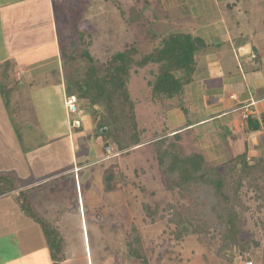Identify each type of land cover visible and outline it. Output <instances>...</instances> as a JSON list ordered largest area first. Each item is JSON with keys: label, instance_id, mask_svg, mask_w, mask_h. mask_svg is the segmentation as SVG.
<instances>
[{"label": "crops", "instance_id": "obj_1", "mask_svg": "<svg viewBox=\"0 0 264 264\" xmlns=\"http://www.w3.org/2000/svg\"><path fill=\"white\" fill-rule=\"evenodd\" d=\"M78 1L80 0H77L75 5V0H67L65 8L60 4V8H56L60 10L58 11L60 15L55 21L51 16L54 14L51 0H0V173L12 174L16 181L14 191L0 197V264H53L41 228L21 212L15 200L19 192L28 191L31 204L42 215L46 209L55 214V210L51 208L58 206L57 202L63 207V201H57L63 199V196L56 193L62 188L61 180L67 179L71 173L78 174L79 178L81 172L88 170L90 173L100 166L98 179H101L103 187L104 169L116 165L120 170L119 177L123 176L121 164L125 165L127 160H133L134 151L150 145V141L142 142L129 152L121 153L114 146L104 147L103 141L100 143L95 141L103 151L98 157L93 148L84 149L86 147L83 140L84 137L95 140L98 136L95 120L84 116L79 128L70 127L69 116L64 106V98L69 96L65 84L67 72L62 65L60 69L42 68L46 64L43 65L46 58L41 57L39 53L58 42L55 34L57 23L60 21L63 26L68 21L65 19L63 9H76ZM136 1V6L145 11L141 0ZM156 1L160 5L155 6L154 13L161 14L164 21L170 19L167 14L169 8L182 6L185 2V0ZM196 1L199 4V14L207 11L202 4L203 0ZM213 4L215 20L209 23L213 16V12H210V19L205 23L202 22L193 30L185 31L202 38L208 44L207 50L200 56V62L205 56L204 60L207 59V64L210 65V72L207 75L199 73L197 76L199 62L193 81L185 87L183 104L185 112L174 103H169L166 108L165 124L168 132L183 135V145L188 151H199L216 165L245 151L251 158L264 152V95L250 94V85L246 77L249 72L258 75L264 69V48L258 44V47L252 50L254 54L250 53V60L248 57L241 60L239 50L233 41L226 42L239 37L237 32L244 22L250 24V31H260L259 25L264 23V0H213ZM83 7L85 8L84 5ZM41 9L52 12L47 20L39 16L34 23L31 17L26 21L25 16L40 13ZM16 20L22 25L14 26L12 22ZM45 21H47L45 29H48L49 35L44 38L47 41L43 42L38 32L39 28L30 27L40 26L43 22L44 28ZM177 23L181 27L185 24L180 18L177 19ZM255 24H258V29L254 28L257 27ZM123 28L125 32L123 45L126 46V34L130 27L125 25ZM261 28L264 31V27ZM19 30L24 36L17 38L13 33ZM241 30L245 31L246 28L243 26ZM233 31L236 32V37L228 35ZM252 37L253 40L252 38L250 40L252 42L261 38L255 34H252ZM15 38L19 41L16 47L12 45L16 41ZM219 42L225 45L224 49L218 47ZM249 45L253 44L245 42L241 44L243 47ZM108 52L109 50L106 51V55ZM55 53L59 56L58 50ZM252 56H256L254 60H258L260 67L249 63L253 61ZM237 58L247 66L242 75L247 91L229 75L228 61L233 59L236 61ZM223 66L227 70L221 71ZM37 70L38 72L42 70L45 77L41 79ZM48 85L59 96L58 104L48 93L50 92ZM77 106L83 109L79 103ZM243 144L244 148L249 144V149L243 151ZM256 148L259 149L258 154L255 153ZM127 152L128 155H125ZM129 153L132 154L131 158ZM66 164L70 167L63 169V165ZM50 166L51 169L48 170ZM120 182L113 191L105 194L118 192L124 195L127 190L123 189L126 183ZM74 183L78 190L80 178L78 180L75 177ZM80 200L84 206L85 200ZM122 202L128 204L126 199ZM52 217L53 220L48 222L60 230L59 222L55 221L56 215ZM1 239L8 240L6 246H1Z\"/></svg>", "mask_w": 264, "mask_h": 264}, {"label": "rangeland", "instance_id": "obj_2", "mask_svg": "<svg viewBox=\"0 0 264 264\" xmlns=\"http://www.w3.org/2000/svg\"><path fill=\"white\" fill-rule=\"evenodd\" d=\"M51 1L54 6V14L47 9H41L40 13L34 14L35 16H25L26 21L31 17L34 23L39 16L43 20H47L51 14L56 21L58 15H60L58 14L60 10L56 8H60V4L65 8L68 2L67 0ZM105 2L104 0H80L77 4L78 8L63 9V14L66 15L65 19L68 21L63 26L60 21L57 23L55 34L58 42L44 48L43 52L39 53L42 55L41 57L46 58L43 65L46 64L44 67L42 66L45 70L60 69L61 65L63 66L64 71L67 72L65 79L67 91L71 88L73 79L83 77L90 65L98 68L100 74L103 75L106 62L118 51L136 47L142 54H146L154 46V42L151 40L154 34L193 30L202 22L205 23L207 19H210V12H213V16L209 23L216 19V12L214 15L215 8H212V5H214L213 0L202 1L203 6L207 9V11L205 10L206 13L204 11L205 14L198 13L199 4L196 0H185L184 5L169 8L167 14L170 19H165V21L163 16H160L161 14L156 15L154 13L155 6L160 5L156 0H141L142 8L145 11H141L136 6V0H105ZM55 3L59 4L56 5ZM76 3L77 0H75V5ZM159 12L161 13V11ZM179 18L185 22L182 27L177 23ZM46 22H44V28L42 27L43 22L40 26L30 27L31 29L39 28L38 32L43 42L47 41L44 38L49 35L48 29H45ZM12 23L16 27L22 25L17 20ZM262 24L259 25L260 31L254 32L250 31V24L244 22L242 27L244 26L246 30L243 31L240 27L239 32H237L239 37L226 41H233L237 46L236 49L239 50L241 60L245 57L250 60V53L254 54L252 50L257 48L258 44L264 48V31L261 28L264 27V23ZM125 25L130 27L128 28L130 31L126 34V46L123 45V35L125 34L123 27ZM255 26L257 27L254 28L258 29V24H255ZM225 34L227 35V33ZM252 34L257 35V37L260 35L261 38L256 42H252L250 41L251 38L253 40ZM13 35H16L17 38L24 36L20 30L15 31ZM228 35L236 37L237 34L233 31ZM229 36L228 38H230ZM17 38H15L16 41L12 45L18 46L19 41ZM25 42L29 43L28 41ZM244 42L253 45L243 47L241 44ZM219 43L218 47L224 49L225 45ZM56 50L59 51V56L56 55ZM107 50L109 52L106 55ZM64 53L66 54L65 57H63ZM70 55L72 58H68ZM88 55L92 62H89L86 58ZM204 59L205 56L200 62L197 76L199 73L207 75L210 72V65L207 64V59L206 61ZM251 59L253 61L249 63L258 67V60H254L253 56ZM242 62L238 58L236 61L234 59L228 61L229 75L233 81L242 84L243 89L247 91L242 81V75L247 66ZM154 68L155 66H147L143 69H132L128 83L130 97L135 102L137 119L140 128L143 130L142 138L144 140H149L154 135H160L167 129L165 116L167 115V105L170 102L152 106L149 100L150 72ZM225 70L227 68L223 66L221 71ZM38 71L36 72L40 73L39 77L44 78L42 70ZM246 77L250 85V94L254 96L264 95V85L259 86L264 84V69L258 75L249 72ZM48 89L50 91L48 93L54 97L52 99L58 104L57 98L59 96L52 91L50 85H48ZM79 104L83 107L81 109L83 113L81 121L84 116L89 119L92 118V120L96 117L89 112L90 107L86 100H80ZM99 119L101 117L97 116L96 124ZM86 138H83L85 141L84 146L87 148L84 149L93 148L96 155L100 157L103 151L98 144L104 140L103 136L98 135L95 140ZM249 147V144L247 148H244V144L242 145L243 151L249 149ZM132 148L134 147L130 149ZM255 151L258 154L259 149L256 148ZM128 152L125 155H128ZM133 153L135 154L133 160H127L126 166L121 164V172L124 175L116 181L117 184L120 180V183H126L123 188L127 189L124 195L118 194V192L104 193L101 179H98V177L100 178V166H97L93 172L88 173V170H86L80 173L81 184L80 187L78 185V190H76L74 183L75 177L79 180L78 174L71 173L66 177L67 179L60 181L62 188L56 193L63 196V199L57 200L63 201V207L59 206L56 201L58 206L51 208L55 210V214L48 212L49 209L44 210L42 213L47 221L53 220L52 216L56 215L55 221H57L56 223L59 222L58 225L61 226L60 234L64 239V248H66L65 264H242L245 261V256H249L254 264H264V231L260 226V222L264 221V211L256 210V203L250 192L242 199L247 209L239 210L241 218L245 221L241 239L248 242V245L246 244L243 249L235 248L224 255H219L216 252L219 241H213L208 246H203L191 233L185 230H183V233L185 232L183 240L175 239L174 227L168 225L167 220L161 219V215L166 203L176 202L178 196L165 190L166 181L158 169L151 145L142 147ZM131 155H129L130 158ZM68 167L70 165L66 164L62 168L66 169ZM47 169L50 170L51 166ZM55 186H57V182ZM80 199H84L87 205L83 206ZM123 199H126L128 204H124ZM145 205L147 209H144ZM132 227H135L139 232L143 244V255L139 258L132 255L129 246L128 234ZM1 240V246H6L8 240ZM45 242L47 244L46 240Z\"/></svg>", "mask_w": 264, "mask_h": 264}, {"label": "trees", "instance_id": "obj_3", "mask_svg": "<svg viewBox=\"0 0 264 264\" xmlns=\"http://www.w3.org/2000/svg\"><path fill=\"white\" fill-rule=\"evenodd\" d=\"M151 40L154 46L149 53L142 54L136 47L115 53L106 62L103 75L90 65L83 77H74L68 94L77 103L86 100L89 112L96 116L94 120L100 116L108 124L104 147L115 146L122 153L150 141L158 169L166 181L165 190L178 196L176 202L166 203L161 215V219L174 227L175 239L183 240L185 230L203 246L219 241L216 249L219 255L235 248L243 249L248 243L241 239L245 221L239 210L247 209L243 197L250 192L256 210L264 211V152L251 158L245 151L214 165L201 152L188 151L181 133L172 134L165 129L164 133L144 140L135 102L129 93L131 70L155 66L150 72L149 100L153 105L174 103L185 112V87L193 81L200 56L208 48L202 38L186 32L161 33ZM86 58L92 62L89 55ZM119 173L116 165L104 169V193L116 188ZM15 188L13 175L0 173V197ZM15 200L21 212L41 228L53 264H64L66 248L60 230L35 209L28 191L19 192ZM260 226L264 231V221ZM128 240L132 255L141 257L143 244L135 227L128 234ZM244 260H250L249 256Z\"/></svg>", "mask_w": 264, "mask_h": 264}, {"label": "built area", "instance_id": "obj_4", "mask_svg": "<svg viewBox=\"0 0 264 264\" xmlns=\"http://www.w3.org/2000/svg\"><path fill=\"white\" fill-rule=\"evenodd\" d=\"M75 102L76 101L74 97L68 96L64 98V106L69 116V125L71 128H79L82 124L81 117L83 113ZM73 115L74 117L71 118L70 116ZM242 264H254V262L252 260H246Z\"/></svg>", "mask_w": 264, "mask_h": 264}, {"label": "water", "instance_id": "obj_5", "mask_svg": "<svg viewBox=\"0 0 264 264\" xmlns=\"http://www.w3.org/2000/svg\"><path fill=\"white\" fill-rule=\"evenodd\" d=\"M108 132V124L104 123L101 119H99L96 124V133L100 136L106 137L108 135Z\"/></svg>", "mask_w": 264, "mask_h": 264}]
</instances>
